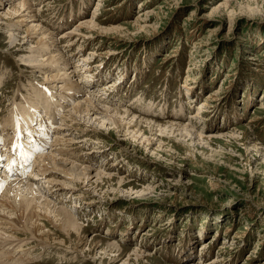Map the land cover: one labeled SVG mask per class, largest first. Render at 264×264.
<instances>
[{
	"label": "rangeland",
	"instance_id": "obj_1",
	"mask_svg": "<svg viewBox=\"0 0 264 264\" xmlns=\"http://www.w3.org/2000/svg\"><path fill=\"white\" fill-rule=\"evenodd\" d=\"M19 1L3 2L0 14ZM97 2L32 0L33 9L39 11L40 30L59 41L92 16L99 28L111 29L110 35L85 40L81 49L71 50L69 64L78 68V86L81 77L91 76L87 84L92 90L82 88L83 93L96 94L107 100L102 99V106L126 110L142 121L183 125L199 118L205 127L191 130L199 141L190 143L173 134L171 141L147 146L136 135L98 127L91 115L85 117L92 119L90 123L67 120L69 108L84 95L70 104L58 99L61 107L70 106L55 110L57 131L69 126L86 139L89 133L77 127L81 122L97 131L89 142L99 157L87 159L90 150L65 146L71 158L67 153L56 159L69 166L55 163L57 171L50 178L53 186L61 185L64 171L77 179L86 167L88 182H95L85 188L87 200L76 194L64 202L66 209H81L75 218L84 226L83 251L78 249L73 262L39 247L19 256L40 255L32 264H264V0ZM2 22L0 121L14 103L25 104L23 98L30 103L42 96L28 92L29 85L47 87L46 72L23 67L18 56L24 51L9 45V32L19 40L23 28L6 29ZM118 27L119 31L112 30ZM20 46L26 49L28 44ZM78 51L79 60L87 61L86 68L75 61ZM109 51L118 55H107ZM141 129L147 139L146 126ZM55 136L50 137L47 153ZM34 162L38 165L37 159ZM107 163L103 171L101 166ZM24 175L29 178L30 173ZM74 239L67 248L75 245ZM107 243L122 251L114 263L102 255ZM139 250L143 252L139 256L131 255ZM10 257L14 262L18 255Z\"/></svg>",
	"mask_w": 264,
	"mask_h": 264
},
{
	"label": "bare ground",
	"instance_id": "obj_2",
	"mask_svg": "<svg viewBox=\"0 0 264 264\" xmlns=\"http://www.w3.org/2000/svg\"><path fill=\"white\" fill-rule=\"evenodd\" d=\"M11 1L14 0H0V5L3 2L8 3ZM100 1L102 0H98V2ZM38 13L39 11L33 9L32 0H20L17 4L11 6L8 12L0 14V21H3L2 23L5 25L4 28H14L15 30L23 28L24 37L19 40H17L13 33L9 32V45L12 49H18L17 51H20V53L24 51L23 55L21 54V56H18L23 67H38L40 72H46L43 77V82L47 84V87L44 89L42 86L36 87L34 85H29V83L27 87L28 92L31 91L32 95L34 93L42 94L43 97L39 95L40 98L30 103L26 101L27 98L22 99V102L25 101V104H21V102L18 104L14 103L9 115L0 121V138L3 139V147L0 148V156H3L4 159L6 155L10 157L9 154L14 152L13 146L18 144L21 145L19 148L21 149V153L24 155H33L38 163V165H35L36 162H34V165L31 166L30 169L26 167V171L30 173L29 178L27 177L29 174L27 176L24 175L25 169L23 167L18 172L15 171V174L11 177H9L5 171H0V264H32L35 260L40 259V255L38 257H33L30 254L31 256L26 257V259H24V256H19V252L26 253L25 250H30L31 248L39 247L43 251H48L47 253L52 252L65 259L69 258L68 261L71 260L72 262L78 259V254L80 252L78 249L81 250V252L83 251V247L80 245L83 244L81 234L83 231L82 227L84 226L79 224L75 218L78 213H81V209H78V207L75 208V206H73L74 210L66 209L64 208V202L67 197L72 195L77 197L76 194H80V197L87 200L89 197L86 196L87 192L85 188L88 184V187H91L95 182L92 184L88 182L89 174H87L86 167L80 169V174L76 177L77 179L72 178L70 174L64 171L62 175L65 181H62L61 185L53 186V181L50 178L57 171L55 168L57 164L55 163H59L62 167L66 164V160L56 159L57 156L61 157L65 154L67 155L68 152H65V149H63L65 146L70 145L72 148L77 146L81 149H88L90 150V156L86 157L87 159L98 158L100 152H97L96 148L91 146L89 142V139H93L97 136V131L92 127L90 129L89 125L84 122L77 124V127L80 128L83 133H89L86 135V139L78 136L74 129L69 126L64 125L65 127H60V130L57 131L58 128L55 126L58 124L55 122V110L70 106L65 105L61 107V104L57 102L58 99L70 104L73 103L77 97H83L84 95L82 99L76 101L77 103L74 102L75 105L72 108H69L71 113L67 114V120L70 118L73 123H77L76 121L80 118L90 123L92 119H85V117L91 115V117L96 120V125L98 127H114L119 134L124 132L129 135H136L138 141L147 144V146H151L154 141L158 143L164 140L171 141L173 134L176 136L180 135V137L190 140V143L199 141L200 139L195 136L191 130L192 128L200 129L205 127V123L199 118H193L188 124L183 125L169 122L166 124H155L150 121H142L135 117V115L131 116L126 110H117L116 108L109 109L107 108L108 104L106 105L107 107L102 106L101 103H104L102 102L104 99L96 96V94H84L82 91L83 89H91L92 85L87 84L90 82L89 78L91 76L86 75L85 78L81 77L80 83H82V85L81 87L78 86L76 83L77 76L80 77V75H77L79 73H77L78 68L76 70L70 67L69 64V61L73 58L71 50L81 49L85 40L94 42L98 36L102 37L104 34L107 36L109 34L107 31L111 29L99 28L96 24L98 19L92 16L91 18L82 20L75 31L66 33L59 41L54 38L51 33L45 35V33L41 31L42 29L39 28L40 22L38 18L40 16H38ZM115 29L119 31V27L112 30ZM45 32L47 31L45 30ZM17 41L19 45L15 44ZM24 42L28 44L26 49L20 46V43ZM62 42L64 45L59 46ZM114 44L116 43H109V46ZM74 54L73 52V55ZM107 55H118V53L109 51ZM79 57H81V54L78 51L75 57L76 63L79 64V62H81V67L88 65L86 63L87 61L83 60L84 58L79 60ZM101 62L103 61L99 63ZM103 66L102 68H98L100 72L104 70ZM73 78L75 79L72 80ZM190 79L191 82L195 80L194 77ZM108 87L107 85L103 86L100 91ZM191 88H193V86L189 87V90H191ZM211 95H209V97ZM31 103L33 104L31 105ZM201 106L209 108L204 102H202ZM41 117L45 119L40 120ZM97 118L101 120V122H99ZM201 119H203V117H201ZM51 125L53 126L52 128ZM142 125H145L147 128V133L149 134L147 136L148 138L146 137L147 139L143 138L145 135L141 129ZM17 133L19 134L18 136ZM54 135L56 136L51 146L52 150L47 153L45 151L46 148L48 147L51 149L50 145L52 141H50V137ZM229 136L232 135L229 134ZM24 139L26 142L22 141ZM41 151L43 152L41 153ZM70 154L67 156L70 157ZM101 156L104 155L101 154ZM3 160H0V167L2 164L6 165ZM66 165H68V163ZM107 166L108 163L107 165L102 164L101 167L103 171L106 170L105 168ZM72 168L74 169V166ZM74 170L77 171L76 169ZM99 175L101 174L97 173L95 178L98 179ZM78 180L82 182L80 185L78 184ZM85 181L87 182L85 183ZM97 187L98 186H95L93 190ZM53 197L56 198L55 202L50 201L53 200ZM86 202L89 201H84V204ZM88 221L89 219L85 220V222ZM46 228L49 229L45 231ZM227 232L228 230L225 233ZM73 237L75 238V245L70 244L71 247L67 248L66 246H69ZM6 246H8V248L12 246V249H15H13V252L7 253V251L3 250ZM134 251H137V248L134 249ZM121 253L122 251L119 246L114 243H107L102 255L109 256L110 263H114V261L120 257ZM141 253L143 252H133L131 255L139 256ZM112 254L116 256L112 257ZM10 255H18V258L16 260L14 259L15 261L13 262V258L10 257ZM88 255H90V253ZM146 257L149 259V256ZM3 258L5 260H3Z\"/></svg>",
	"mask_w": 264,
	"mask_h": 264
},
{
	"label": "snow or ice",
	"instance_id": "obj_3",
	"mask_svg": "<svg viewBox=\"0 0 264 264\" xmlns=\"http://www.w3.org/2000/svg\"><path fill=\"white\" fill-rule=\"evenodd\" d=\"M19 134L17 133V136H18ZM3 147V139L2 138H0V148H2ZM21 147V145H18V144H16V145H14L13 146V148H14V150H19V148ZM4 159V157L3 156H0V160H3Z\"/></svg>",
	"mask_w": 264,
	"mask_h": 264
}]
</instances>
